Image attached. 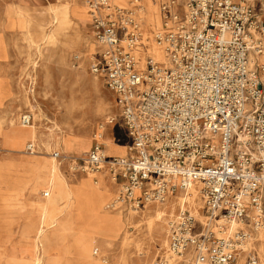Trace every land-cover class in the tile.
Instances as JSON below:
<instances>
[{"label":"built area","instance_id":"2783aa9c","mask_svg":"<svg viewBox=\"0 0 264 264\" xmlns=\"http://www.w3.org/2000/svg\"><path fill=\"white\" fill-rule=\"evenodd\" d=\"M83 1L98 44L89 67L114 93L130 143L110 156L95 139L75 168L108 170L120 184L113 210L199 185L203 218L180 211L170 253L190 264H264V17L255 0H163L155 30L143 0Z\"/></svg>","mask_w":264,"mask_h":264},{"label":"rangeland","instance_id":"374dc122","mask_svg":"<svg viewBox=\"0 0 264 264\" xmlns=\"http://www.w3.org/2000/svg\"><path fill=\"white\" fill-rule=\"evenodd\" d=\"M161 1L143 0L144 18L153 22L154 30L161 26L153 27ZM254 6L264 17V0H255ZM88 12L83 0H0V212L7 218L0 220V233L5 231L0 236V264L10 263L13 246L29 264H164L172 255L162 240L174 220L165 217L163 225L148 215L161 203L137 211L113 210L107 206L120 184L115 183L117 192L112 194L105 185L107 179L114 185L109 172L99 180L96 173L75 168L95 139L107 154L117 156H124L130 143L114 93L89 67V57L96 56L98 48ZM77 54L84 57L79 63ZM24 114L32 115L38 133L33 140L9 135L11 120L20 126ZM109 117L115 121L105 131ZM116 143L120 151L113 148ZM44 167L50 175L45 181L40 178ZM33 169L35 182H30ZM60 171L69 172L71 192L57 186ZM77 177L89 182L78 185L81 191ZM47 190L52 191L48 198ZM10 213L17 215L11 218ZM39 216L41 225L58 223L46 232L43 245L34 240ZM260 251L264 259V241ZM68 255L75 258L63 263ZM171 258H176L172 264H184L176 255Z\"/></svg>","mask_w":264,"mask_h":264},{"label":"bare ground","instance_id":"6f19581e","mask_svg":"<svg viewBox=\"0 0 264 264\" xmlns=\"http://www.w3.org/2000/svg\"><path fill=\"white\" fill-rule=\"evenodd\" d=\"M155 2H156V0H155ZM149 21H150V16H149ZM147 22H148V20H147ZM161 22H162L161 21V17L158 15V18L156 19V24H154L153 27L160 26L161 25ZM150 23L153 25V22L152 21L148 22V24L151 26ZM96 44H97V42H96ZM97 47H98V44H97ZM155 53L157 54V56L159 58H161V52L158 50L157 47H155ZM95 54H97V53H95ZM98 78L99 77H95V79L97 81H98ZM7 129H8V132H9V135L10 136H15V137H18V138H20L22 140H25L27 138H31L33 140V139L36 138V136H37L36 134H38L37 131H36V127H34L31 123L30 124H27V125H24L21 122V125L19 126L18 124L15 123V121L13 119L11 120L10 125H9V127ZM99 133L101 134L100 131H99ZM31 144H29V145H31ZM115 146H113V148L116 151H120L121 150V148L120 149H117V143L115 144ZM118 147H119V145H118ZM126 153H127V150H126ZM83 154H82V156H83ZM32 160H33L32 161V165H33V167H35L36 164H37V161L36 160L34 161V157H32ZM46 168L47 167H44V170H43L45 172L44 176H40L41 180H43V181H45L46 178H48L50 176L49 174L46 173V171H45ZM72 168L74 169V166ZM34 169H33L34 177H33V180L32 179H29L30 182L31 181L35 182L34 181V178H35L36 175L34 173ZM57 180H58L57 186L60 189H64L65 191L71 192L72 189H71L70 183H72V182H71V179L69 178V172L66 173V172L60 171ZM76 180L78 181L77 182L78 184L76 185V187H77V189L79 191H81V189L79 188L78 185H82V186H87V184L89 185V182H88L87 179H85V181L82 182L77 177ZM108 181H109L108 179L105 181L106 187L109 189V192H111L112 194L113 193L115 194V192H117L115 190V188H116V184L115 183L116 182L114 181L113 182L114 185H111V184H109ZM112 181H113V179H112ZM29 184H31V183H29ZM29 184H26V185H29ZM199 188H200L199 185H192L191 188H188V189H184V188L183 189H179L177 191V193H176V196L172 197V196L169 195L168 196V199H166L165 203H161L156 208H154L152 210H149L148 211L149 217L158 218L157 220H161V223L163 225H165V221L167 219L165 217H168L169 216V217H171V219L175 220L180 215V211L183 210V209H185L186 207H188V208H191L195 213H197L199 215V217H201V219H202L203 218V212H202V205H203V203H202V200H201ZM47 191L49 192V195H50V190H47ZM135 194H137V195L139 194V190L138 189L135 190ZM108 195H110V194H108ZM108 198L112 199V197H108ZM86 199L87 200H90V196L87 195L86 196ZM13 206H17V205H8L7 207H8V209H13ZM117 210L120 211L121 209L118 208ZM16 215L17 214H11V213L8 214V216H10L11 218L16 217ZM42 223H43V220L40 217V224L38 226L37 233H36V235L34 237V240L36 242H38V245H43L44 244L43 237L46 236V234H47L46 232L49 231V229H51L52 227H56L58 225V223L55 224V222H54V224L52 223V224H47V225L46 224L45 225H41ZM169 228L168 229L166 228V230H165L166 232L164 231L165 235L163 236V240H162V246L164 248H167L168 247V237H169L168 236V233L170 232V229ZM92 243H93V241H92ZM36 250H37V248H36ZM17 252H18V248L13 246V248L11 250V255L9 257V261H10L9 264H29L28 263V259L29 258L28 259H26V258L25 259H20L19 255L17 256ZM166 252H167V249H166ZM171 256L172 255H169L167 257V259H165V260L163 259L164 262H165L164 264H172L173 262L176 261V258H171ZM188 256H191V255H188ZM189 259L191 260V257ZM33 260L36 261V258L33 259ZM190 260L187 261V257H186V259L183 261V263L184 264H190V262H189ZM243 263H244L243 262V259H240V260H238V262L236 264H243Z\"/></svg>","mask_w":264,"mask_h":264},{"label":"crops","instance_id":"0c3cea01","mask_svg":"<svg viewBox=\"0 0 264 264\" xmlns=\"http://www.w3.org/2000/svg\"><path fill=\"white\" fill-rule=\"evenodd\" d=\"M51 1H56V0H51ZM84 2V1H83ZM88 15H89V21L91 20V12L89 11L88 12ZM2 59V58H1ZM111 119H112V117H109L108 119H106V121H105V131H106V128L108 127V125H109V123H110V121H111ZM105 133V132H104ZM109 140V139H108ZM111 140V139H110ZM110 156H117V155H110ZM107 172H108V170L106 169V168H104V169H102L100 172H98L96 175L99 177V180L101 179V178H103V177H106L107 176ZM94 179V174H92V180ZM98 180V181H99ZM98 181H96V183L98 182ZM52 195V191L50 190V195L49 196H51ZM48 196V197H49ZM47 197V198H48ZM0 208L2 209V206H0ZM2 212H0V220L1 219H7V218H5V217H3V215L1 214ZM2 228V227H1ZM3 231V230H2ZM1 231V232H2ZM4 233H5V231H4ZM2 234V233H0V236L1 235H5V234ZM0 243H2V242H0ZM11 248V247H10ZM10 248H8V249H10ZM1 249H5V252L8 250V249H6V248H1ZM34 254H32L31 256H33ZM19 256H20V259H25V257H24V255H23V253L21 252V251H19ZM63 258H64V260L62 261L63 263L65 262V259L66 258H68V259H74L75 258V256H72V255H68V256H63Z\"/></svg>","mask_w":264,"mask_h":264}]
</instances>
